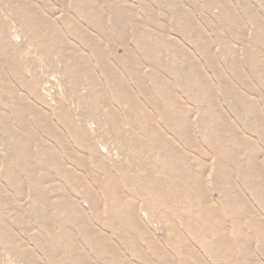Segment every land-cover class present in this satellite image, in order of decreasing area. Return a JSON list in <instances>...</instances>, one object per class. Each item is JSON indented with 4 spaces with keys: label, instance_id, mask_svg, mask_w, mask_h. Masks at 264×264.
<instances>
[{
    "label": "bare ground",
    "instance_id": "obj_1",
    "mask_svg": "<svg viewBox=\"0 0 264 264\" xmlns=\"http://www.w3.org/2000/svg\"><path fill=\"white\" fill-rule=\"evenodd\" d=\"M54 1V5L61 8L60 22L65 26V32L41 18L30 0H6V3L14 24L24 28L29 40L39 45L47 58L50 56L48 60L55 56L57 63L63 65L60 73L70 81L71 93L75 95L70 102L60 93L59 99H54V106H50L38 95L36 83L25 79L19 50L11 41L9 30L1 23L0 15V133L10 146L11 154L15 153L8 158L11 162L2 160L1 165L5 172L15 171L11 165L19 170L11 179L16 200L0 190V250L23 264H40L8 223H19L20 232L31 235L26 221L31 216L36 224L31 241L49 264H95L87 252L96 254L97 259L105 258L110 264H172L164 262L161 250L166 246L173 250L175 245H180L181 241L174 234L178 233L177 226L166 219L173 218L189 235L194 233L195 227L206 236L210 232L219 234L211 247L206 243L204 248L214 255L215 264H222L226 252H233L235 248L224 236L227 233L222 227L218 207L211 204L204 190L207 170L201 155L202 145L207 146L213 157L209 178L212 187H220L216 183L217 177L224 184L219 205L229 217L233 235L240 240L242 233H254L259 250L264 252V235L258 230L262 226L249 216L247 207L250 204L244 195L245 191L255 193L264 209V182H256L253 172L243 166L238 156L234 157L238 145L231 146L229 136L230 131L233 133L237 128L231 130L233 124L219 114L220 107L212 94L213 88L218 90L224 103L236 95L240 107L250 112L260 123L257 125L264 129V113L258 114L259 110L264 112V15L255 14L252 18L260 26V32L254 34V44L250 45L244 39V29L240 28L250 19L238 16L241 8L237 13L229 0H154L158 11L168 19L161 24L160 32L164 34L158 39L150 30L141 31L143 26L137 22L132 9L117 11L112 0ZM144 1L141 0L140 9L147 13L145 20L149 23L144 27L151 28L155 24L156 11ZM214 6L219 13L211 16ZM105 7L113 10L110 19L112 23L116 22L114 35L108 34L102 26ZM45 9H52L47 0ZM78 19L84 20V26ZM177 25L184 43L191 44L199 52L198 59L189 48L177 50L174 40L166 39L165 31ZM217 29L240 43L241 48L233 45L229 48L230 61L234 62L237 71L231 62L226 68L220 67L208 50L211 40L208 33H215ZM129 32L142 53L141 60L129 48L125 38ZM97 33L108 58L104 57L102 49L98 52L93 45ZM69 36L88 50L91 61L103 75L102 80L91 61L69 42ZM221 37L216 35L215 40L220 48H226ZM154 44L165 52L170 49L174 53L176 67L169 64L170 60L158 48L154 47L153 53L151 45ZM117 47L122 50L120 56ZM180 55L186 57L184 62L180 61ZM142 60L153 61L158 69ZM238 60L243 62L245 69L235 64ZM200 64L207 65L211 78ZM230 75L240 80L242 90L231 84ZM250 76L262 90L256 89ZM182 78L187 83H181ZM192 80L207 93L202 99L201 113L195 119L192 118L196 113L191 106L192 97L182 96V92L192 88ZM84 82L89 94L80 95L78 87ZM24 93L37 100L36 106L31 105ZM99 104L107 111L101 121L108 125L106 132L110 138L107 140L100 139L94 132L96 128L91 124L88 126L83 117L85 108L95 115L100 109ZM203 110L207 114L202 113ZM25 111L32 124L25 120ZM193 129L197 130L200 140ZM244 144L250 145L246 141ZM226 158L231 159L232 169L223 168ZM235 185L241 190L237 191ZM24 199H27V205L22 204ZM181 201L190 212L186 218L178 214ZM141 211L153 219H165L164 223L170 229H167L169 232L163 244H158L155 237H149L145 247L141 248L142 237L131 235V230L139 233ZM239 221H243L244 227L239 226ZM106 230L114 235L119 245L125 244V251L112 243L113 240L103 233ZM244 240L247 245L250 239ZM177 250L188 256L189 249ZM127 254L129 259L125 257ZM103 261L97 264H104ZM7 264H11V259Z\"/></svg>",
    "mask_w": 264,
    "mask_h": 264
},
{
    "label": "rangeland",
    "instance_id": "obj_2",
    "mask_svg": "<svg viewBox=\"0 0 264 264\" xmlns=\"http://www.w3.org/2000/svg\"><path fill=\"white\" fill-rule=\"evenodd\" d=\"M30 1L37 8L38 15L41 18L53 24L61 32H65V26L61 24L60 22L62 12H59V11L61 10V8L59 6L54 5L55 3L54 0H47L49 1V4H52L51 10L45 9V0H30ZM229 1L234 4V7L237 10V13L239 11V8H241L242 11L241 10L239 11L238 16H241L242 18L245 17V18L250 19V21L244 22V27L240 25V28L244 29V39H247L248 43L250 45H253L254 44L253 42L254 34L257 35L258 32H260V30L258 29V27L260 26L257 25L256 22L252 18L255 16V14L264 15V0H245L247 1V3H243L242 0H229ZM112 2L116 4L114 9H116L117 11L119 10L126 11L129 9H132L137 17V22L141 26H143L141 27V31L150 30L153 34V37L155 36L158 39H162L163 36L161 35L164 33L160 32L163 28L161 24L168 22V19L164 14L158 11V4L154 0L144 1L148 5L154 7L156 11L155 21H154L155 24H154V27H151V28L144 27L145 25H148L149 23L145 20V18L147 17V13L140 9L141 0H112ZM242 6L245 8H248V10H244ZM103 9L105 12V18L102 22V26H104L108 34L111 33L112 35H114V28L116 26V22L114 24L111 22L113 20L110 19L113 14V10H110L108 7H105ZM218 13H219V10L216 8V6L212 7L211 16H216ZM0 15H1V23L9 30L11 41L17 45V48L19 50V55H20L19 60L21 64H23V75L29 83L30 82L36 83V91L38 95L41 96V98H43L47 104H50V106H54V102H55L54 99H56L57 97L59 99L60 93H61V96L65 97L67 101L69 102L72 101L75 95L71 93L72 88H71L70 81L63 75V73H60V69L63 68V65L57 63L55 56H52L51 59L48 60L50 56L47 58L44 55V52L40 48V46L37 45L35 42L29 40V34L25 32L24 28L21 26H16L14 24V22L11 20V17L9 16L8 4L6 3V0H0ZM193 15L196 17H199L198 13L196 12H193ZM78 22L81 26H84L85 24L84 20L82 19H78ZM178 27L179 26L177 25V27L175 26L173 27V29H168L166 31L164 30L166 39L170 41L174 40L175 42L174 47L177 50H180L181 48H185V49L189 48L191 53H193V55L195 56V58L198 59L199 52L196 50V48H193L191 44L184 43L185 42L184 37L179 34L180 27L179 28ZM236 29L237 31L242 33L238 27ZM92 33L95 34L94 32ZM216 35L222 36L221 37L222 41L227 45L226 48L219 47L218 43L215 40ZM208 36L211 39L210 42L208 43V50L210 51L211 55L214 57L215 62L222 68H226V66H229L231 62L232 68L237 71V69L233 66L234 62L230 61L231 57L229 54L230 45L241 48L240 43L237 42V39L232 38L231 35L224 33L222 30H219V29H217L215 33L214 32L208 33ZM125 38L128 41L129 48L131 49V51L137 56H140L139 59L141 60L142 53L136 46L131 36V33L129 32V34L126 35ZM154 40H157V39H154ZM69 42L73 43L74 46L77 49H79V51L84 55V57L88 61L92 60V58L90 57L88 53V50L85 49V47L81 46L74 39V37L69 36ZM93 45L95 46V48H97L98 52H100L101 49L103 50V55L105 58L109 57L107 50L104 46V43L101 42V37L99 33L96 34V41ZM151 47H152L153 53L155 52L154 47L158 48L157 49L158 51L160 52L162 51L161 53L165 54V57H167L170 60L169 64L172 65L173 67H176L177 62L176 61H175L176 63L173 62L174 53H172L170 49H167V52H165L163 51L161 46H158V44L157 45L154 44L153 46L151 45ZM117 54L119 56L122 54V50L119 47H117ZM175 55L179 56L178 54H175ZM185 58L186 57L180 55L181 62H184ZM163 59L166 63V59L165 58ZM142 61L148 63L150 67L153 66V69H158L157 66H155V63L153 61L152 63L147 60H142ZM235 64L239 68L245 69V66L241 60L236 61ZM200 65L204 66L206 75H208L211 78V71L207 70V65L206 64H200ZM91 66H93L97 70L98 78L102 80L103 75H101V73L96 68L94 61H91ZM249 78L251 79V82L254 83L257 90H262L261 85L256 83V80H254L253 76H250ZM55 79L58 81H55ZM228 79L231 80V84H233L236 89H240V90L243 89L240 80L234 79L231 75L228 77ZM59 80H61V83H59ZM214 81L215 80L213 78V84L215 86L216 84L214 83ZM181 83H187V80L185 78H182ZM190 85L193 91L188 88L187 90L188 92L186 91L182 92L183 94L182 96L185 97V95L188 94L192 97L193 102L191 103L192 104L191 106L192 108L196 109V113L195 112L193 113L192 118L195 119L199 115V113H201V109H202L201 107L203 105L202 99L203 97L207 95V93H204L203 91L200 90V86L198 85L196 80H192L190 82ZM78 88H79L78 94L80 95L89 94V88L85 82L83 86L78 87ZM19 92L20 94L22 93L21 90ZM49 92L52 95H49L50 94ZM212 94H213L216 104H218V107H220L218 109L219 114L225 120H228V122H231L233 124L231 126V130H234L235 127L237 128V130H234L233 133L232 131H230L231 135L229 136L231 137L230 145L231 146L238 145V148L236 149V151H234V157L237 158L238 156V158L241 159L240 161L243 162V166L247 168L248 170H250L251 172H253V174L255 175L254 180L256 182L257 181L264 182V129L257 125L260 123L254 120V117L252 116L250 112L244 111L240 107V104L237 101L236 95L229 97L228 101L224 103L220 99L221 96L218 93V90L213 88ZM24 96L31 103V105H35L38 103L37 100L34 99V97H32L31 95L30 97H28L27 93H24ZM188 104L190 105L189 102ZM212 104L213 103L211 102L210 103L211 107H212ZM99 107L100 109L97 111L95 115H92L93 113H90L87 110V108H85L84 110L85 113L83 112V117L87 120L88 126L91 124V126L93 125V127L96 128L94 132L100 135V139L104 138L107 140V138H110V136L107 135V132H106L108 125L105 123H101V121L103 120V117L106 116L107 111L105 107L101 106V104H99ZM80 112H82L81 108H80ZM25 113H26L25 120L28 123L32 124L29 113H27V111H25ZM202 113L207 114L205 110H203ZM263 113L264 112L261 110L258 111L259 116ZM33 128H35L34 125H33ZM194 135L198 140H200V137L196 129L194 130ZM236 137H239V138L235 139ZM245 141L249 142L250 145H245L244 144ZM0 142H1L0 143V172H1L0 173V190L6 191L8 193V196L15 201L17 198V193L14 192L15 191L14 183L11 181V179H13V174L15 173L17 174L19 170L15 167V165H11L10 168L15 171L11 173H9L8 171L5 172L3 171V168H2L3 165H1L2 160H7L8 162H11L10 160H8V158L15 155V153L11 154L10 152L11 148L8 145V143L2 139L1 133H0ZM5 145H7V147H5ZM248 147L250 149L247 151ZM4 149H7V150H4ZM200 149L203 150L201 155L204 157L203 162L206 165L205 168L207 170L204 176V190L208 194L211 204H214L218 207V212L222 216V227L227 233V235H224V236H227L228 238L227 242H229L235 248L233 252H230V253L226 252L224 259L222 260V264H236L234 260L238 261L239 264H264V252H261L259 250L258 241L254 237V233L252 232L242 233L244 237L242 236L240 240H237L236 237L233 235L234 231L229 221V217L223 211V207L222 206L220 207L219 205L220 203L219 200L221 198L220 192H222L221 187H223L224 184L221 183L220 177H217L216 183L218 184L217 186H220V187H218V189L212 187L209 181V178L212 174L211 168L213 166L212 165L213 157L210 154V151L208 150L207 146L203 147L202 145H200ZM230 160H231L230 158H226L223 160V168H226L227 170L232 169V165H230ZM223 171L224 169L221 170V173ZM235 181L238 182L237 180ZM225 187H227V185H225ZM236 187H237L236 189L237 191L241 190L239 186H236ZM71 193L73 194L74 191L72 190ZM244 195L249 200V204H250V206L247 207L250 210L249 216L251 218H254L256 220V223L259 224V226H262V228L259 227L258 230L260 231L261 235H264V209L262 208L260 201L256 199L255 193L253 195L251 191H245ZM26 200L25 199L23 200L22 202L23 205H27ZM142 212L143 211H141L140 217H139V224H140L139 233L136 234L134 230H131V235L134 237L140 235L142 237V240L140 241L141 248L145 247L146 240L149 237H155L159 241L158 244H163L162 241L164 237L167 235V233L169 232L167 229H170L169 227H167V224L164 223L165 219H161L159 217H156L157 219H153V217L151 216L148 217ZM178 214L181 215L183 218L188 217L190 214V212L186 208V205L184 204V202L182 203V201H181V204H179ZM34 219L35 218L33 217L31 218V216L26 218L27 224L31 228V235L22 234L20 232L21 225L19 223H16V222H8V223L12 227V229L17 233L16 234L17 237L26 245L27 250L32 251L34 253L36 260H38L40 264H49V262L44 259V257L40 254V252L35 247L34 243L31 241L33 235L36 233V224L34 222ZM166 219L173 222V226H174V223L177 226L178 233H174V234H177V239L180 240L181 242L179 246L175 245L173 250L167 246L161 250L164 253L163 255V258H165L164 262L168 261V262H171L172 264H182V263H185V264H215L214 255L207 253V250L204 248V244L207 243L211 247L212 244H214L219 239L220 237L219 234L210 232L209 236H206L205 234H202V232L198 228L195 227L194 233L192 232V235H189L185 230H183L179 226L177 221L174 222L173 218H166ZM91 222H93L96 225V222L94 221V219H92ZM239 223H240L239 226L241 228L244 227L243 221H239ZM13 224L15 225V227ZM103 233L106 236H108L109 239L113 240L112 243L115 246H119L121 250L125 251L126 249L125 244L119 245V242L118 243L116 242L115 240L116 238L114 237L112 233H110L108 230L104 231ZM43 238L48 240L46 235H43ZM244 239H250L247 245ZM82 245L83 247H86L84 242H82ZM177 249H180L183 251H187L185 249H189L187 251L188 256L180 254ZM85 250L88 251V248ZM87 253H88V256L93 260L95 264H97V262H102V260H104L103 261L104 264H110V262L107 261L105 258L97 259L96 254L92 255L90 254V252H87ZM124 253H125L124 255H126V252ZM246 254H247V258H244ZM125 257L129 259L128 254ZM10 259H11V264H23V262L21 261L19 262L14 256L8 257L6 256V253L0 250V264H7V262Z\"/></svg>",
    "mask_w": 264,
    "mask_h": 264
}]
</instances>
